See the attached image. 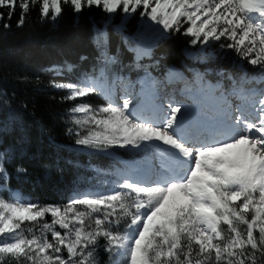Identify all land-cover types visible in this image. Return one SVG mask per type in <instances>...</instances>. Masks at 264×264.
<instances>
[{
  "label": "snow or ice",
  "instance_id": "obj_1",
  "mask_svg": "<svg viewBox=\"0 0 264 264\" xmlns=\"http://www.w3.org/2000/svg\"><path fill=\"white\" fill-rule=\"evenodd\" d=\"M63 6L77 18L96 8L105 24L117 13L139 15L157 40L182 34L196 49L190 58L228 60L243 74L216 70L227 88L205 79L212 68L192 69V81L169 69L160 80L149 70L159 60L141 63L152 60L154 41L129 47L142 78H110L119 60L98 28V67L47 88L70 104L62 115L74 146L113 157V166L89 165L90 181L77 177L63 202L45 204L11 189L0 153V264H100L101 248L108 264H264V88L246 87L264 83V0H0V21L18 10L17 27L33 11L54 23ZM246 65L257 74L248 76ZM75 67L45 71L65 77ZM179 82L184 99L162 91ZM0 103H10L3 89Z\"/></svg>",
  "mask_w": 264,
  "mask_h": 264
},
{
  "label": "trees",
  "instance_id": "obj_2",
  "mask_svg": "<svg viewBox=\"0 0 264 264\" xmlns=\"http://www.w3.org/2000/svg\"><path fill=\"white\" fill-rule=\"evenodd\" d=\"M62 16L56 21L41 22L33 11L23 27H17L19 11L11 21H0V89L8 96L10 103H0V153H7L5 167L11 175L10 187L41 203H60L80 181L91 180L89 165L101 168L113 166L114 158L83 151L74 146V138L66 135L65 116L70 107L60 101L64 93H56L47 88L50 80L74 78V75L98 67L99 49L96 45L97 29L105 32L107 51L118 57L119 63L109 72L118 71L127 75L133 82L143 76L142 70L131 67L134 53L129 47L136 43L153 45L152 60L141 63L159 64L150 68L152 74L163 79L169 69L181 72L188 81L193 80L192 69L207 73L205 79L216 83L223 81L225 88L229 82L217 74L222 69L234 77L241 76L242 70L228 60H216L200 64L189 57L188 52L196 49L189 44L188 37L182 34L156 39L154 34L142 27L139 15L122 19L117 13L105 24L100 10H85L78 18L68 6H63ZM11 26L5 28L3 25ZM122 25V31L117 30ZM132 38V39H129ZM141 38V39H140ZM218 48V45L215 46ZM83 58V59H82ZM75 65L74 74L54 77L45 71L52 65L65 63ZM247 75H256L258 70L246 65ZM28 76L30 82H22L17 77ZM40 77L37 86L35 77ZM257 84L246 85L253 87ZM93 103L102 104L100 97H92ZM121 160H131V154L117 150ZM25 171L17 173L16 169ZM108 255L99 250L100 264H108Z\"/></svg>",
  "mask_w": 264,
  "mask_h": 264
},
{
  "label": "rangeland",
  "instance_id": "obj_3",
  "mask_svg": "<svg viewBox=\"0 0 264 264\" xmlns=\"http://www.w3.org/2000/svg\"><path fill=\"white\" fill-rule=\"evenodd\" d=\"M141 39V38H140ZM179 72V71H178ZM181 73V72H180ZM209 73H212V72H209ZM153 75V74H152ZM154 76V75H153ZM184 76V75H183ZM143 77V76H142ZM141 77V78H142ZM155 77V76H154ZM185 77V76H184ZM157 78V77H156ZM160 80H162L161 78H158ZM188 80V79H187ZM184 87V84L183 82H179V83H175V84H171V85H167L166 88H164L163 86H161L162 88V91L164 92H167V93H172V92H175L176 93V98L177 99H184L183 97H181L179 95V90L182 89ZM253 87H256V88H264V83H261V84H257ZM140 90V86L139 84L136 85L135 89H134V92H139ZM117 92L119 94V86H117ZM101 98V97H100ZM103 99V98H101ZM233 99V103H239V101H237L235 98H232ZM186 102H190V101H186ZM130 161V160H129Z\"/></svg>",
  "mask_w": 264,
  "mask_h": 264
}]
</instances>
